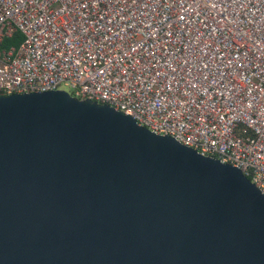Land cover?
Returning <instances> with one entry per match:
<instances>
[{"label": "water", "instance_id": "1", "mask_svg": "<svg viewBox=\"0 0 264 264\" xmlns=\"http://www.w3.org/2000/svg\"><path fill=\"white\" fill-rule=\"evenodd\" d=\"M0 264H264V195L108 105L0 96Z\"/></svg>", "mask_w": 264, "mask_h": 264}, {"label": "built area", "instance_id": "2", "mask_svg": "<svg viewBox=\"0 0 264 264\" xmlns=\"http://www.w3.org/2000/svg\"><path fill=\"white\" fill-rule=\"evenodd\" d=\"M55 90L239 169L264 195V0H0V96Z\"/></svg>", "mask_w": 264, "mask_h": 264}, {"label": "trees", "instance_id": "3", "mask_svg": "<svg viewBox=\"0 0 264 264\" xmlns=\"http://www.w3.org/2000/svg\"><path fill=\"white\" fill-rule=\"evenodd\" d=\"M18 41H20V37L18 34H15V36L12 38V39H8V40H5L2 44V47H6L8 45H11V44H14V43H17Z\"/></svg>", "mask_w": 264, "mask_h": 264}]
</instances>
